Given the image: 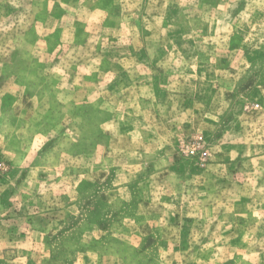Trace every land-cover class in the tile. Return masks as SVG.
I'll return each mask as SVG.
<instances>
[{
	"label": "rangeland",
	"instance_id": "rangeland-1",
	"mask_svg": "<svg viewBox=\"0 0 264 264\" xmlns=\"http://www.w3.org/2000/svg\"><path fill=\"white\" fill-rule=\"evenodd\" d=\"M0 264H264V0H0Z\"/></svg>",
	"mask_w": 264,
	"mask_h": 264
}]
</instances>
